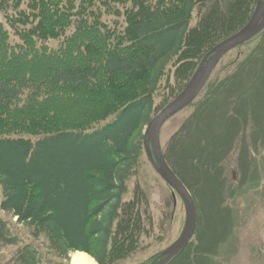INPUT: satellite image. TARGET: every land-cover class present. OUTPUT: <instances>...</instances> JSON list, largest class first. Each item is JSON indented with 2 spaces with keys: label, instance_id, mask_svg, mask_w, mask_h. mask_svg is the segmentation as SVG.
Here are the masks:
<instances>
[{
  "label": "trees",
  "instance_id": "trees-1",
  "mask_svg": "<svg viewBox=\"0 0 264 264\" xmlns=\"http://www.w3.org/2000/svg\"><path fill=\"white\" fill-rule=\"evenodd\" d=\"M256 5L0 0L7 22H0L1 209L35 236H45L61 257L82 251L98 264H120L135 254L155 222L143 188L137 184L128 194L142 151L137 139L157 114L155 92L172 73L173 100L204 56L249 22ZM195 11L198 21L191 26ZM257 38L263 44L264 31L246 44ZM240 60H233L237 67L223 80L208 81L193 103L195 112L163 150L194 199L195 186L214 199L210 224L219 238L229 232L220 222L230 220L221 205L222 161L234 151L236 136L249 142L255 130L264 131V117L258 118L264 115V52ZM207 225L199 219L198 243L191 240L168 264L187 252L196 261L210 253L212 242L203 241ZM5 226L0 219V231ZM21 255L14 264H37L31 246Z\"/></svg>",
  "mask_w": 264,
  "mask_h": 264
},
{
  "label": "rangeland",
  "instance_id": "rangeland-1",
  "mask_svg": "<svg viewBox=\"0 0 264 264\" xmlns=\"http://www.w3.org/2000/svg\"><path fill=\"white\" fill-rule=\"evenodd\" d=\"M197 16L198 13L195 11L191 26L197 23ZM0 22L7 24L5 16L1 12ZM258 38L225 55L209 80L215 81L217 78L223 80L225 76H228L237 67V65H231L233 60L241 58L240 61H243L249 57V53L259 50L260 53L264 52V43L260 44V47L257 45ZM50 43L54 44L55 42ZM174 79L172 73L169 77L166 76L155 92L154 107L157 108L156 113L161 111L170 99L172 100L170 93L171 89L175 87ZM171 86L174 87L171 88ZM205 87L197 97L198 99L196 98L194 101L195 103L204 96L207 91ZM193 103L167 121L162 127L160 139L163 150H166L172 136L178 131V133L182 131L180 128L182 123L195 112L196 105ZM260 107H264V98ZM262 117L264 115L260 113L258 118ZM249 119L251 120V118ZM256 124L251 122L249 126L254 128ZM147 127L148 125L143 128L142 138L137 139L140 142L142 140V151L139 163L134 168L131 180L128 182L130 189L128 194L131 195L130 192L137 184L148 194L150 212L154 216L153 219L155 218L154 228H147L148 233L139 243L138 251L124 259L120 264H140L161 256L160 253L172 245L180 236L186 221V211L182 199L159 176L148 159L144 147L145 138L143 139ZM245 127L248 128L247 124L241 126L244 130ZM257 128L259 127L257 126ZM248 130L251 131L249 128ZM254 134H252V138H249V142L243 140L242 135L236 136V145L232 147L234 151L228 156L225 157L224 155L220 158L222 160L225 157L221 165L223 183L220 180L221 187L224 188L225 199L223 198L224 201L221 205L228 208L226 214L230 217L229 223L226 219L225 223L220 222V225L224 229H228L229 232L221 238H219V232H214L215 226L210 224V221H213L212 217L215 216L211 209L214 199L209 198L208 195L202 197V191H198L200 186H195V202L198 214L196 229L199 226V219L207 221L209 234L203 235V241L208 243L210 241L212 243L221 242L220 244L211 243L210 253L202 254V256H206H200L201 258L197 261L193 259V253L190 257L187 252L185 256H181L171 264H195V262L196 264H264V131L260 134L258 130H255ZM242 144L243 147L239 151ZM225 147L227 148V145ZM192 181H194L193 179L190 182L194 184L195 182ZM2 199L3 189L0 185V204ZM216 203L219 205L218 202ZM0 219L6 224L0 231V264L16 263L19 259L18 256H22L21 253L26 246H31V250L36 252L37 264H71L72 252L67 258L61 257L52 248L45 236H35L32 229L20 225L16 218H12L11 214L3 211L1 207ZM203 228L204 226H200V229ZM2 236H6L9 241L5 243L6 241ZM191 240L194 244L198 243L197 236ZM190 251L193 252V246Z\"/></svg>",
  "mask_w": 264,
  "mask_h": 264
},
{
  "label": "water",
  "instance_id": "water-1",
  "mask_svg": "<svg viewBox=\"0 0 264 264\" xmlns=\"http://www.w3.org/2000/svg\"><path fill=\"white\" fill-rule=\"evenodd\" d=\"M263 30L264 0H257L249 22L204 56L186 87L154 116L147 127L144 145L148 159L161 178L180 196L186 211V221L180 236L162 252V258L156 264H168L186 248L195 234L198 219L197 206L192 193L165 158L160 140L161 129L168 120L196 100L225 55L250 41Z\"/></svg>",
  "mask_w": 264,
  "mask_h": 264
},
{
  "label": "bare ground",
  "instance_id": "bare-ground-1",
  "mask_svg": "<svg viewBox=\"0 0 264 264\" xmlns=\"http://www.w3.org/2000/svg\"><path fill=\"white\" fill-rule=\"evenodd\" d=\"M71 264H97V262L88 253L76 251L71 255Z\"/></svg>",
  "mask_w": 264,
  "mask_h": 264
}]
</instances>
